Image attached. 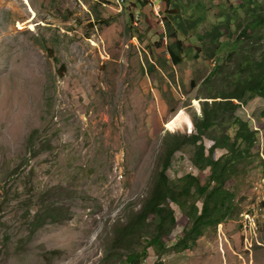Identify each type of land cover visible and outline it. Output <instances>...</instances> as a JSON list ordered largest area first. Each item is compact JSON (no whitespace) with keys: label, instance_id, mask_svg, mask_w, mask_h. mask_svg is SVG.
<instances>
[{"label":"rangeland","instance_id":"obj_1","mask_svg":"<svg viewBox=\"0 0 264 264\" xmlns=\"http://www.w3.org/2000/svg\"><path fill=\"white\" fill-rule=\"evenodd\" d=\"M164 1L160 24L158 9L143 4L137 20L132 7L118 12L110 0H0V264H124L128 250L156 231L150 217L144 231L115 245L151 190L166 134L200 116V100L223 91L239 61L259 60L264 50V25L242 35L251 7L263 14L264 0H245L237 13L227 6L238 18L220 41H234L238 51L242 45V54L229 59L225 52L226 71L206 85L218 66L208 33L222 21L217 5L225 0H203L206 20L185 35L178 31L191 49L176 65L166 47L174 41L168 22L176 25L179 15L182 21V7L171 16ZM234 117L249 122L257 137L252 161L227 184L232 216L191 249L164 252L162 264H264V99L225 110L198 145L207 154L225 132L233 135ZM197 150L188 144L178 151L168 176L198 174ZM209 174L208 168L204 180ZM202 205L197 200L198 213ZM172 207L167 247L187 226L180 207ZM156 261L150 248L141 264Z\"/></svg>","mask_w":264,"mask_h":264},{"label":"trees","instance_id":"obj_2","mask_svg":"<svg viewBox=\"0 0 264 264\" xmlns=\"http://www.w3.org/2000/svg\"><path fill=\"white\" fill-rule=\"evenodd\" d=\"M166 1L168 5L172 6L169 11L171 16L178 13L179 7H182V21H179L181 19L179 15L173 17L176 18V25L168 22L169 34L171 38H174V41L167 44L166 47L170 59L176 65L183 61L182 53L191 49L184 47L183 42L177 37L178 31L182 30V34L185 35L189 30L196 29L202 21L206 20L208 10L203 0ZM107 2L105 1V3ZM140 3L145 6L149 5V2L143 0H140ZM248 3L252 5L253 0H248ZM227 6L233 8V11L237 13L240 9L246 8V3L243 0L241 4L237 5L236 0H225L222 1V4L217 5L220 10L217 17H220L222 21L215 24L208 35L212 36L211 41L214 48L211 55L216 56L218 66L212 70L210 76L208 75L206 85L214 76H220V71H226L221 62L225 52H229V59L235 54L238 56L242 54V45H240L241 51H238L234 41L229 39L224 42L220 41V36L225 32L230 33L231 22L238 18V14L230 13ZM249 13L251 16L242 31V35L247 37L250 36L248 33L250 29L255 31L264 25V13L259 14L254 7H251ZM188 14L190 16H183ZM132 17L133 14H130V18ZM229 33L228 37H231ZM165 37L160 44L167 43ZM204 37L205 35L201 38ZM242 60L239 61L240 70L229 76L228 85L223 88V91L218 92L212 89L204 97L206 99L200 100L202 110L200 116L189 117L183 121L182 128L180 126L173 127L172 131L166 134L160 168L154 178L151 190L143 202L142 208L135 212L123 226L124 234L117 235L115 245L119 247L121 240L128 234L144 231L150 217L157 222L156 231L144 239L143 246L141 244L137 248L128 250L123 259L124 264H141L149 255L150 248L155 250L156 264H162L160 261L163 259L164 252L171 249L177 251L191 249L196 244L197 237L210 228L216 229L219 224L224 223L232 216L234 194L227 184L239 176L240 169L246 161H252L254 157L252 147L256 141L257 130L252 129L249 122L241 117H234L231 125L235 126V133L231 135L229 131L225 132L221 138L214 141L209 153L206 154L205 147L202 143L198 145V142L202 141L203 130L211 129L215 121L224 116L225 110H232L238 104H243L255 96L264 99V50L259 60H253V62L250 59L246 61V58ZM241 71H244L245 74H242ZM188 144L196 145L198 148L192 162L199 173L196 175L188 173L179 178H171L168 176L167 170L171 167L175 154ZM219 148L225 149L226 152L217 158L215 151ZM262 162L264 166V160ZM208 168L210 174L204 180V173ZM200 199L203 205L201 212L198 213L196 204ZM173 203L183 211L187 226L176 242L167 247L169 242L167 237L176 223ZM114 253L118 254L116 250Z\"/></svg>","mask_w":264,"mask_h":264},{"label":"built area","instance_id":"obj_3","mask_svg":"<svg viewBox=\"0 0 264 264\" xmlns=\"http://www.w3.org/2000/svg\"><path fill=\"white\" fill-rule=\"evenodd\" d=\"M111 7H114L115 9L120 10V8H124V6H129L132 7V13L135 19H139V9L137 4H140V7L142 6L140 3V0H121V2H114L113 0H110ZM153 5L158 9L159 11V18H156L160 24H164V18H165V13L167 11L165 1L164 3L162 0H153Z\"/></svg>","mask_w":264,"mask_h":264},{"label":"bare ground","instance_id":"obj_4","mask_svg":"<svg viewBox=\"0 0 264 264\" xmlns=\"http://www.w3.org/2000/svg\"><path fill=\"white\" fill-rule=\"evenodd\" d=\"M119 1L121 2V0H119ZM143 1H145V2H149V5H150L151 7L154 8L153 0H143ZM156 14H157V13H156ZM164 39L167 41V38H166V37H165Z\"/></svg>","mask_w":264,"mask_h":264}]
</instances>
